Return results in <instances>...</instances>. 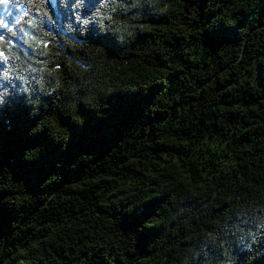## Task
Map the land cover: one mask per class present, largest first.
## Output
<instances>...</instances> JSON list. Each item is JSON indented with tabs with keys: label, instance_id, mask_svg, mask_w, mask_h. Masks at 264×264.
<instances>
[{
	"label": "trees",
	"instance_id": "trees-1",
	"mask_svg": "<svg viewBox=\"0 0 264 264\" xmlns=\"http://www.w3.org/2000/svg\"><path fill=\"white\" fill-rule=\"evenodd\" d=\"M0 19V264H264V0Z\"/></svg>",
	"mask_w": 264,
	"mask_h": 264
},
{
	"label": "snow or ice",
	"instance_id": "snow-or-ice-1",
	"mask_svg": "<svg viewBox=\"0 0 264 264\" xmlns=\"http://www.w3.org/2000/svg\"><path fill=\"white\" fill-rule=\"evenodd\" d=\"M15 3L17 5V7H19V4L22 2V0H0V4H8V3ZM123 2L126 4V0H123ZM102 7V5H100ZM27 9H25V14L27 13ZM10 14V13H9ZM17 23H19V18L17 17L16 20ZM0 29H3V33L0 34V46H7L8 44H10V37L9 39H6V37L8 36V32L5 31V29H8V25L5 24L3 19H0ZM15 29L12 30V35H15ZM43 46L45 48L49 47L48 43H44ZM0 58H4L7 59L6 57H4V53L3 51H0ZM6 74V70H3L2 73H0V104L3 103V96L5 94V91L7 88L9 87H15V84L9 80L7 83L4 82V76ZM35 79V77H34ZM21 91L23 92L24 89L22 88ZM261 227H264V225H261ZM244 238L241 237V240H243Z\"/></svg>",
	"mask_w": 264,
	"mask_h": 264
}]
</instances>
